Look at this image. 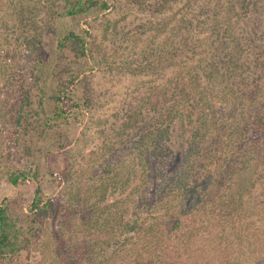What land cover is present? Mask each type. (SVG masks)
I'll use <instances>...</instances> for the list:
<instances>
[{
  "label": "trees",
  "instance_id": "obj_1",
  "mask_svg": "<svg viewBox=\"0 0 264 264\" xmlns=\"http://www.w3.org/2000/svg\"><path fill=\"white\" fill-rule=\"evenodd\" d=\"M41 1L43 15H36L39 26L35 24L34 9L22 2L13 20L18 26H9L4 20L5 31L10 27L21 31L10 49L0 53L4 86L19 76L23 83L37 78L36 70L27 64L26 72H19L23 65L20 59L37 52V32L51 30L59 17H68L74 28H68L58 41V52L64 54L69 49L76 57L96 59L91 22L100 23L112 9L111 1ZM133 3L155 10L166 7L169 17L158 24V28L162 26L160 42L157 41L160 45L155 42L157 47L144 55L152 58L148 62L154 69L167 61L172 77L168 84L158 86L154 100L144 98L147 100H142L140 109L127 112L126 122L109 129L113 134L98 151L104 164L95 172L93 187L86 189L94 201L90 207L89 199L81 196L79 170L73 176L64 171L51 173L65 183V192L67 187L78 189L79 193L71 196L81 202L75 210L78 218L64 220L62 213L63 222L55 234L59 241L49 249L53 259L50 264L244 261L230 250L227 241L239 237L242 243L248 238L244 234L249 228L244 226L251 211L264 219V0ZM5 37L10 41L6 34ZM12 59H18L13 64L14 72L9 65ZM78 77L70 74L53 96L50 120L69 119L74 106L78 107V118L84 115V108L91 103L87 94L95 95L88 76ZM79 81L86 92L79 98L82 104L69 103L66 99ZM20 95L18 108L14 106L10 111L15 125L35 115L30 114L32 86L24 85ZM1 100L0 122L3 117L7 119L3 105H12L10 100ZM31 125L29 122L24 126ZM30 176L28 172H13L8 181L17 185ZM34 177L37 179V173ZM55 205L54 199L44 197L38 185L30 205L37 240L45 242L48 231L41 233L43 219L53 211L56 217ZM114 208L119 212L115 213ZM233 216L239 222L225 224V219ZM10 228L8 208L0 202V257L22 249ZM202 235L203 243L210 245L191 253L189 248ZM217 242L221 248L225 245L220 256L201 254L211 249L219 251V246H214ZM241 251L246 253L244 247L238 253Z\"/></svg>",
  "mask_w": 264,
  "mask_h": 264
},
{
  "label": "rangeland",
  "instance_id": "obj_2",
  "mask_svg": "<svg viewBox=\"0 0 264 264\" xmlns=\"http://www.w3.org/2000/svg\"><path fill=\"white\" fill-rule=\"evenodd\" d=\"M9 1L0 0L1 54L3 49H10L13 40L21 33L16 31L17 27H10L6 31L3 27L4 20H7L9 26L15 24L18 26L17 21L13 22V20L18 8L21 7L20 2L24 5L29 4L34 9L35 16L43 15V11L40 12L43 5L41 0ZM110 1L112 9L103 15L100 23L92 24L91 22V26H94L90 27V32L96 59L76 57L69 49L64 54L58 52V41L65 35L68 28H74L68 17H59L55 20L52 29L47 32L41 34L35 30L36 28L34 29L40 34L38 38L40 41L36 39L39 42L37 52L27 55L26 59L24 57L20 59L24 66H20L19 72L21 70L26 72L27 64L36 70V79L29 81L30 83H23V77L19 76L16 81L6 80L8 86H4L5 79L1 77L0 66V94L2 95L0 106L3 98V101L10 100L12 104L11 107L3 105L2 112L6 114L7 122L4 120L5 117L0 122V202L8 208L11 232L14 233L18 246L22 248L0 257V264H50L52 262L49 249L55 247L56 242L59 241L56 240L55 234L63 222L60 219L62 213L66 218L64 220L77 217L75 210L81 201L71 196L78 194V189L67 187L65 192V183L51 173L64 171L65 175L73 176V173L79 170L81 177L77 180L81 181L80 188L83 194L81 196L89 199L88 207H90L94 201L90 199L91 193H88L86 189L93 187L96 182L95 172L100 171L104 164L100 159L101 153L98 151L104 146V141L113 134L109 129L126 122L127 112L133 113L136 109H140L144 98L154 100L158 86L168 84V79L172 77L167 61H161L159 69H154L148 62L152 58L144 55L146 51L148 54L151 48L157 47L155 42L157 44L160 42L162 26L158 28V24L169 17L166 15V7L155 10L149 6L134 5L133 0H120V3H118L119 0ZM38 16H36V26H39ZM81 27L85 28V25ZM239 28L243 27L239 26ZM13 50L15 51V48ZM16 60L12 59L13 63H9L12 66V72H14L13 64ZM5 62L2 60L4 65H6ZM70 74L79 76L78 79L88 76L87 82L95 96L87 94L88 97L90 96L91 103L86 109L84 108V115L80 118L75 111L78 107L74 106L72 110L74 114L69 119L50 120L53 115L52 98L69 80ZM24 85L32 86L30 114L35 115L33 119H24L19 126L14 124L10 111L14 106L18 108L16 103L20 99ZM12 86L19 92H16ZM84 86L79 81L77 88L73 90L74 92H70L66 101L82 104L79 98L82 99L86 95ZM29 122L31 126H24ZM13 172H28L31 176L26 181L14 185L8 181L9 174ZM35 173H37V179H33ZM103 175L105 176V173ZM38 185L42 186L44 197L54 199L55 214L58 215L54 218L53 211V214H47L43 219L44 229L42 227L41 233L48 231V236L44 237L45 242L36 238L37 224L33 222L34 217L30 211ZM118 205L120 206V203ZM119 208H114V212L118 213ZM244 219L245 217L242 220ZM225 220V224L229 223L231 226L239 222L235 216L231 220ZM244 228H249L244 235L251 241L244 238L245 241L241 243L239 237H232L227 241L231 251L237 252L235 254L240 255L239 258L246 259L239 260L236 264H262L264 219H259V215L251 211ZM203 239V235L199 236L189 251L196 253L201 246L202 250L203 246H209L210 243L204 244ZM214 246H219L220 250L211 249L212 251L209 250L210 252L207 253L202 251L201 254L206 256L209 253V257L215 258L220 256L225 245L222 248L220 243ZM243 247L246 253L244 251L238 253ZM225 262L227 264L225 260L222 264Z\"/></svg>",
  "mask_w": 264,
  "mask_h": 264
}]
</instances>
